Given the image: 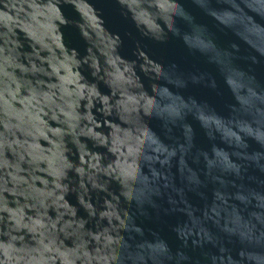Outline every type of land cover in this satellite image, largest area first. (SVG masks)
Wrapping results in <instances>:
<instances>
[{"label":"water","instance_id":"obj_1","mask_svg":"<svg viewBox=\"0 0 264 264\" xmlns=\"http://www.w3.org/2000/svg\"><path fill=\"white\" fill-rule=\"evenodd\" d=\"M0 264H264V49L208 0H0Z\"/></svg>","mask_w":264,"mask_h":264}]
</instances>
